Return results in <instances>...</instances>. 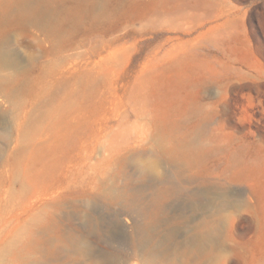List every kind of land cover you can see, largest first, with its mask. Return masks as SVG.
<instances>
[{"label": "rangeland", "instance_id": "rangeland-1", "mask_svg": "<svg viewBox=\"0 0 264 264\" xmlns=\"http://www.w3.org/2000/svg\"><path fill=\"white\" fill-rule=\"evenodd\" d=\"M20 1L0 0V245L35 211L63 231L132 214L171 264H264V0ZM201 220L210 262L183 254ZM104 238L125 258L135 237Z\"/></svg>", "mask_w": 264, "mask_h": 264}, {"label": "bare ground", "instance_id": "bare-ground-1", "mask_svg": "<svg viewBox=\"0 0 264 264\" xmlns=\"http://www.w3.org/2000/svg\"><path fill=\"white\" fill-rule=\"evenodd\" d=\"M17 6L20 14L26 18H38L41 15L29 1L22 0ZM14 64L16 62L8 51L0 48V66ZM152 169L150 165H140L139 173L146 177ZM149 194L146 205L152 211L166 194V189L153 187ZM103 195L123 203L129 209L138 211L141 208L139 197L135 193L112 190ZM219 206V209H224L226 204L221 202ZM126 216L131 220H113L107 222V225H104L103 220H88L87 227L68 220L63 231L57 225V220H47L43 211H35L29 220L20 224L1 243L0 264H124L129 259H139L141 264H171L174 258L163 256L152 242L155 220H134L132 214ZM213 222L201 220L196 224V235L184 241L183 254L204 255L208 262L216 258L214 250L220 241L217 230L213 229ZM128 226L135 238L127 256L123 258L117 246L106 241L104 235L107 231L111 235L120 230L126 231ZM180 253L182 255V248Z\"/></svg>", "mask_w": 264, "mask_h": 264}]
</instances>
